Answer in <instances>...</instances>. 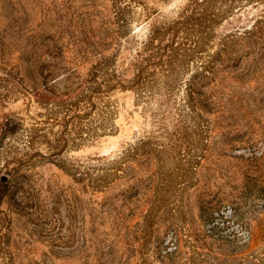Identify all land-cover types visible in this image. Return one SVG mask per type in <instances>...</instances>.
Returning a JSON list of instances; mask_svg holds the SVG:
<instances>
[{"label": "rangeland", "instance_id": "rangeland-1", "mask_svg": "<svg viewBox=\"0 0 264 264\" xmlns=\"http://www.w3.org/2000/svg\"><path fill=\"white\" fill-rule=\"evenodd\" d=\"M191 1L0 0V264H264V2Z\"/></svg>", "mask_w": 264, "mask_h": 264}, {"label": "built area", "instance_id": "built-area-1", "mask_svg": "<svg viewBox=\"0 0 264 264\" xmlns=\"http://www.w3.org/2000/svg\"><path fill=\"white\" fill-rule=\"evenodd\" d=\"M212 226H233L238 229L241 238L245 239L247 237L246 231L240 226L236 224L234 219V210L231 206H224L223 208L216 210L213 213L212 217Z\"/></svg>", "mask_w": 264, "mask_h": 264}, {"label": "trees", "instance_id": "trees-1", "mask_svg": "<svg viewBox=\"0 0 264 264\" xmlns=\"http://www.w3.org/2000/svg\"><path fill=\"white\" fill-rule=\"evenodd\" d=\"M209 1H211V0H192L190 5H189V8L192 11H197V10L201 9L203 6H205L206 4H208ZM255 1L264 2V0H255ZM204 10L202 9V11H204ZM201 14L203 15V18L207 19V17L204 15L205 13H201ZM40 76L41 77L43 76V78L45 79L43 84L46 85V86H49V82L50 81L48 80V78L51 76V73L47 74V75H44V71L41 70Z\"/></svg>", "mask_w": 264, "mask_h": 264}]
</instances>
